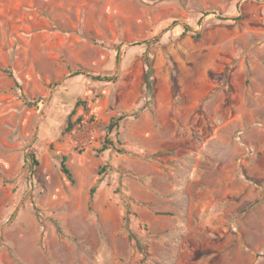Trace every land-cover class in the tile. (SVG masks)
Masks as SVG:
<instances>
[{
    "label": "rangeland",
    "instance_id": "obj_1",
    "mask_svg": "<svg viewBox=\"0 0 264 264\" xmlns=\"http://www.w3.org/2000/svg\"><path fill=\"white\" fill-rule=\"evenodd\" d=\"M0 264H264V0H0Z\"/></svg>",
    "mask_w": 264,
    "mask_h": 264
},
{
    "label": "trees",
    "instance_id": "obj_2",
    "mask_svg": "<svg viewBox=\"0 0 264 264\" xmlns=\"http://www.w3.org/2000/svg\"><path fill=\"white\" fill-rule=\"evenodd\" d=\"M220 19H226L227 17L226 16H222V15H218ZM175 24H178V22H174L173 25ZM184 28H185V31H187L188 29H190L191 27L188 25V24H184ZM161 35H158L156 37H154L153 39L159 37ZM145 42H149V40H145ZM134 44H140V43H134ZM6 71L10 74V75H13V72H12V69L11 68H8L6 69ZM82 73V71L80 70H77L75 72V74H80ZM94 78L96 79H101V80H114L116 77L113 75V76H102V75H93ZM82 101H78L77 104L81 103ZM123 118V116H119L115 122H112L110 125H109V130H112L115 126H118L119 125V122L120 120ZM82 119L79 117L77 118L75 121H72L71 117L69 118L68 120V123H67V127H66V131H70L72 130L75 125L77 123H79ZM108 148H116V145H115V142L112 141V140H109V139H106L105 142L103 143V146L101 148V150H106ZM120 151H123V149H119ZM34 157V155H32ZM35 162H37V160L35 158H33ZM62 169L63 171L67 174V176L69 177V179H71L72 181H74V177H73V173L72 171L69 169V167L67 166L66 164V157L63 158V161H62ZM96 190V187H93L92 188V194L95 192ZM132 236H135L133 234H131Z\"/></svg>",
    "mask_w": 264,
    "mask_h": 264
}]
</instances>
